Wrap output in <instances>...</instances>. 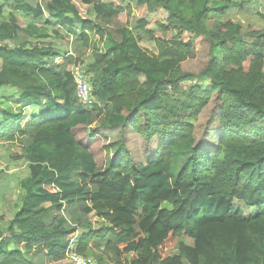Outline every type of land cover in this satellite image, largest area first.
<instances>
[{
	"label": "trees",
	"instance_id": "16d2710c",
	"mask_svg": "<svg viewBox=\"0 0 264 264\" xmlns=\"http://www.w3.org/2000/svg\"><path fill=\"white\" fill-rule=\"evenodd\" d=\"M261 6L0 0V145L27 173L0 212V264H64L70 248L91 264H264V50L229 18L207 25L264 20Z\"/></svg>",
	"mask_w": 264,
	"mask_h": 264
},
{
	"label": "rangeland",
	"instance_id": "374dc122",
	"mask_svg": "<svg viewBox=\"0 0 264 264\" xmlns=\"http://www.w3.org/2000/svg\"><path fill=\"white\" fill-rule=\"evenodd\" d=\"M261 11L264 13V6L260 7ZM250 9L252 7L250 6ZM89 15H92V10L89 9ZM157 17L161 21H164V14L161 11L157 13H150L148 15V19L152 17ZM132 17V16H131ZM133 17L138 18V11L136 9L133 10ZM233 21H240L243 25L242 27V37L251 47H253L256 51H263L264 50V20L257 15L253 16H231ZM231 17H224L221 20H216V18H211L208 21V27L215 31L218 27V23L225 21L226 19H231ZM110 28L116 29L120 27L121 24L117 20H112L109 25ZM255 30H259L257 34H252ZM143 48L151 53H156V48L153 43L150 42H142L140 44ZM216 55L218 57V61L220 60V55L218 51H216ZM10 93V90H8ZM8 91L0 92L1 95H8ZM28 113V112H27ZM16 155L15 151H12L7 145H0V203H3V208L0 206L1 209L5 210L9 213L13 212L14 205L17 202V194H18V180L21 178V174H24L25 165L22 161H14L11 160L10 157ZM12 162H11V161ZM235 205H238L244 214H248L249 209L243 206L239 202H235ZM166 208V205H163V208ZM164 254H169V251L165 248L163 250ZM172 253H176V250L172 251ZM64 264H68L64 261Z\"/></svg>",
	"mask_w": 264,
	"mask_h": 264
},
{
	"label": "built area",
	"instance_id": "2783aa9c",
	"mask_svg": "<svg viewBox=\"0 0 264 264\" xmlns=\"http://www.w3.org/2000/svg\"><path fill=\"white\" fill-rule=\"evenodd\" d=\"M72 55V52H68ZM71 74L76 86L75 97L76 99L86 105H91L93 102L91 95V85L88 81V77L84 73V65L78 64L71 67ZM67 263L68 264H91V260L76 253L73 249L67 251Z\"/></svg>",
	"mask_w": 264,
	"mask_h": 264
},
{
	"label": "crops",
	"instance_id": "0c3cea01",
	"mask_svg": "<svg viewBox=\"0 0 264 264\" xmlns=\"http://www.w3.org/2000/svg\"><path fill=\"white\" fill-rule=\"evenodd\" d=\"M231 21L234 22V23H239L242 27V23L240 21H233V18L231 17ZM25 165V163H24ZM25 169H26V165H25ZM26 171H24V174H21V177H23V175H25ZM27 174V173H26ZM0 206H4L3 203H0Z\"/></svg>",
	"mask_w": 264,
	"mask_h": 264
}]
</instances>
